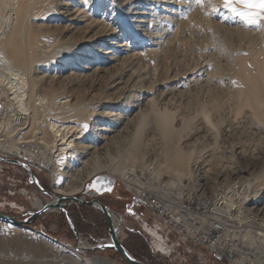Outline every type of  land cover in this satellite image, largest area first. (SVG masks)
<instances>
[{
  "label": "bare ground",
  "instance_id": "6f19581e",
  "mask_svg": "<svg viewBox=\"0 0 264 264\" xmlns=\"http://www.w3.org/2000/svg\"><path fill=\"white\" fill-rule=\"evenodd\" d=\"M235 6L242 9L241 5ZM1 11L5 16L0 17V107L6 113L0 120V153L20 157L18 162L28 169L36 163L50 172L53 197L47 203L80 195L98 176L116 177L139 195L153 190L161 181L174 191L187 184L205 187V160L194 163L197 169L189 177L190 154L172 160L156 153L146 161V156L132 152L138 136L152 124L177 135L193 121L196 129L192 136L215 133L213 108L207 101L194 108L192 120L178 118L181 110L174 101L179 95L192 94V89L202 91L214 84L226 95L235 92V108L253 106L256 112L247 111L245 119L256 132H264L263 123L255 120L264 116L263 47L260 50L258 46L260 51L252 56L251 68L242 67L243 58L239 62L232 55L241 65L237 67L242 76L236 77H240L243 89L224 75H211L210 57H199L196 66L183 70L171 58L172 53L184 50L192 33H208V25L212 24L208 21L228 26L238 23L252 30L249 35L260 34L258 29L264 21L259 26H245L223 7V0H202L199 4L196 0H0V15ZM196 12L204 20L191 25ZM105 77L110 83L103 91L99 81ZM51 81L55 85H50ZM64 81L68 86L63 90ZM81 85H87L82 97ZM188 103L189 98L185 105ZM128 133L135 139L116 159L103 165L98 159L90 160L115 136ZM225 175L211 189L212 213H264V157L250 171L229 169ZM30 203L35 210L45 205L37 198ZM110 219L118 234L123 220L115 214H110ZM144 226L155 250L170 252L157 232ZM8 231L21 230L10 227ZM38 237L56 249L61 264H113L101 257L82 260L74 251ZM252 240L249 238V242ZM105 243L110 239L98 244ZM78 247L82 250L91 246L79 242Z\"/></svg>",
  "mask_w": 264,
  "mask_h": 264
},
{
  "label": "rangeland",
  "instance_id": "374dc122",
  "mask_svg": "<svg viewBox=\"0 0 264 264\" xmlns=\"http://www.w3.org/2000/svg\"><path fill=\"white\" fill-rule=\"evenodd\" d=\"M198 6L199 5L196 7L198 8ZM36 12L37 15L42 14L39 11ZM36 12L34 13L35 15ZM2 13L3 11H1L0 17L3 18V16H5V11L3 14ZM193 17L195 18V21L194 18H192L190 21L191 25L199 22L202 23L204 20L198 18L197 12ZM205 21L207 22L208 19L205 18ZM208 22V24L212 23L211 25H208L211 29H209L208 33L202 34L203 36L201 34L194 36L192 33L189 43L186 45L184 50L177 54L172 53L171 58L174 59V65L178 69H188V67L192 68L191 66L194 64V66H196L201 59L205 58V56L210 57L209 61L211 63H209L211 67L209 69V73L212 72L211 75L215 76L216 74L217 77L224 75L225 78L231 79L234 83L236 82L235 84L243 89V83L239 82L241 81L239 79L240 77L237 78L238 75L241 74L239 71V67H241V65L239 64H243L242 67L246 66L247 68H251L252 65L250 60L252 56L255 55L256 52L262 50L261 47L264 49V26H262V29L261 27L258 29V31H261H259V33L263 34L262 36L258 33L256 36L250 33V36L249 32L252 30L250 31L249 28H244L243 25L240 26L238 23L236 24L231 22L228 26V24L221 25L218 23L215 24L211 21ZM203 24L206 23L204 22ZM2 25V22H0V27ZM233 27H235L236 30ZM255 31L257 32V30ZM252 35L255 37V40ZM259 41L262 42L263 45ZM258 46H260V50L258 49ZM249 49L251 50L249 51ZM245 54H247V57ZM232 55L237 57V59ZM234 58L238 61L242 59L243 62L239 61V63L237 61L236 63ZM247 59H249V61ZM247 61L248 63H246ZM213 62H215L214 65L212 64ZM237 65H239V67H237ZM221 70L224 73H222ZM233 71L236 74H234ZM237 71L239 72L237 73ZM26 74L27 76L30 75L29 71ZM231 76L235 81H233ZM109 83L110 80L108 77L101 79L99 81V89L105 91L109 86ZM53 84L55 85V83L51 81L50 85ZM61 84V88L63 90L68 86L66 81ZM209 86V88L202 91L192 89V94L189 93L188 95H179L174 101V106L181 110V116L178 118L186 121L192 120L195 113L194 108H196L197 105L205 101L209 102L208 104L213 108L212 116L216 121V131L214 134L192 136L191 134L196 129L193 121L191 122V126L184 130L185 132L183 131L177 135H171L168 131H166V129L162 128L160 124H152L143 131V134L141 133L142 135L140 134L138 136L136 149L132 151L133 153L138 152L137 154L146 156V161L149 158L153 159V156L156 153H160L162 157L164 156L165 158H170L172 160H181L184 155L187 156L190 154V156H187L191 162V175L189 177L194 176V170L197 169V167L194 166L195 162H201V160L207 161L208 170L206 173L207 178L205 180L206 183L204 189L208 200L204 203L205 206L210 203L209 195L211 194V189L214 188V183L223 180L226 176L225 173H227L229 169L250 171L264 157V132L262 134L256 132L252 128V124L249 120L245 119V113L247 111L256 112L254 107L249 105H244V107L242 105V108L240 105V107L235 108L236 103H233L236 102L235 92L226 95V91H224L221 87L219 88V85L209 84ZM80 87L79 96L82 97L87 91V85H81ZM188 98L189 103L185 105V101H187ZM221 101H223L224 104ZM228 108L230 110H228ZM235 109L238 112L235 111ZM228 113H230L231 116H228ZM259 114L260 113H257L256 115L258 116ZM257 118L255 120L260 121V124L263 123L262 125L264 126V116H260L261 119ZM156 126L158 127V130H155L154 128ZM134 139L135 137H132L131 133L121 134L119 137L115 136L113 140L109 141L110 143L108 142L104 148L96 150L91 156L93 158H90V160L92 159L93 161L94 159H98L100 160L98 162H101L100 164H106L109 159H116L119 153H123L122 151L129 148V145ZM90 160L88 163L89 166L91 165ZM1 164L2 163L0 162L1 214L22 220L27 216V214H29V212L36 211L30 203L34 198L39 199L42 204H46L49 200H51L53 193L49 174L50 172H48V170H45L42 167L40 168L36 163L33 168L29 167L32 174L37 179L40 187L49 192V196L42 193L30 183L27 173L22 168L20 169H22L23 172H20V170L14 167L16 165H13L12 167L10 165L4 166ZM114 179L115 188L124 198V201H117V204L113 207V211H111L123 220L117 234V238L121 244L134 259L140 262L146 264H177L176 262L169 261V259L165 257L164 253L166 252L161 253L160 251L155 250L152 246V239L147 233L144 225H147L156 231L157 235L160 236L167 247L168 245L170 246L171 243H178L177 235L169 232L168 229L159 223L158 220H156L143 205L138 204L135 200L133 201L136 203V206H133L132 208L130 206L127 207V204L131 201L132 195L124 189L123 184L118 178L115 177ZM22 191H25V194ZM74 197L79 200L81 197H85L82 202H89L92 200L91 198L89 200L85 191H82L80 195ZM93 199L97 200L96 198ZM99 202L102 203L101 201ZM68 203L74 202H64V205H67ZM78 214L79 216L83 215L87 218L86 220L84 219L81 221L78 219L77 222H74L71 218L75 229L80 235L81 242L87 244L88 246H94L109 238L107 232V221L102 213ZM10 227L18 228V230L21 231L17 233L12 231L11 233L8 231L10 230ZM38 236L44 237L68 250L74 251L82 260H88L92 257H101L111 261L113 264H128L122 256L112 250L76 251V239L69 229L64 215L59 211L43 214L37 218L33 224L26 227H15L9 224L0 223V264H61L59 260L60 256L56 249L50 246L45 240L40 239ZM175 252L179 253L182 257H185L184 264H199V259L203 256L205 257L201 264H225L224 262L215 259L212 255L208 254L204 251V249L199 247H189L186 244L179 243Z\"/></svg>",
  "mask_w": 264,
  "mask_h": 264
},
{
  "label": "built area",
  "instance_id": "2783aa9c",
  "mask_svg": "<svg viewBox=\"0 0 264 264\" xmlns=\"http://www.w3.org/2000/svg\"><path fill=\"white\" fill-rule=\"evenodd\" d=\"M5 113L0 107V120ZM8 114L17 117L12 112ZM2 140L0 133V143ZM0 158L21 162L20 157H8L2 153ZM1 165L13 167L10 163ZM14 167L23 172L20 167ZM30 167L33 168L34 164ZM123 186L133 200L143 205L169 232L177 235L178 243L168 245L170 252L164 253L169 261L184 264L185 257L175 252L182 243L202 248L225 264H264V242L261 243L264 239V213H212L211 199L209 205L205 206L207 194L204 187L198 184H187L174 191L169 184L161 181L153 190L141 195ZM84 198L81 197V202ZM249 238L253 239L252 242H249ZM204 257L199 259V264Z\"/></svg>",
  "mask_w": 264,
  "mask_h": 264
},
{
  "label": "water",
  "instance_id": "95a60500",
  "mask_svg": "<svg viewBox=\"0 0 264 264\" xmlns=\"http://www.w3.org/2000/svg\"><path fill=\"white\" fill-rule=\"evenodd\" d=\"M0 162L1 163H10V164H13V165H16V166L22 168L27 173L29 180H30V183L32 185H34L42 193L49 196V192L43 190L40 187L37 179L32 174L31 170L26 168V166L23 163H20L18 161H8V160H3V159H0ZM113 186H114V180L112 178H110L108 176H98V177L94 178L90 182V184L85 188V194H87L88 197H90L92 199L89 202H81L76 197L58 198L55 202H50V203L45 204L39 210L29 212V214H27V216L24 217V219H22V220H19L15 217H10V216H7V215L0 213V223L9 224V225L15 226V227H26L28 225L33 224L37 218H39L40 216H42L43 214H46L47 212H49L51 210L59 211L64 215L66 222L68 224V227L76 239V243H77L76 248H75L76 251H80L81 249H79V247H78V243L81 242L80 235L77 232V230L75 229V226L73 225V222L71 220V217H70L68 211L65 210V208H64V206H65L64 202H74L77 204H86V205L93 206V207L99 209L102 212V214L105 216L106 221H107V226H108L107 232H108V236L110 239V243L96 244L94 246H91L90 248H86V249H82V250H86V251L112 250V251L118 253L120 256H122L127 261L128 264H146V263H143V262H140V261L134 259L127 252V250L124 248V246L121 244V242L117 238V230L113 227V224L111 222L110 214H113V213L106 206L101 204L99 201L93 199L97 195L103 194L105 192H111Z\"/></svg>",
  "mask_w": 264,
  "mask_h": 264
},
{
  "label": "snow or ice",
  "instance_id": "6c2138e0",
  "mask_svg": "<svg viewBox=\"0 0 264 264\" xmlns=\"http://www.w3.org/2000/svg\"><path fill=\"white\" fill-rule=\"evenodd\" d=\"M196 2L199 4L202 0ZM235 5H241L242 9ZM223 7L239 17L245 26H259L260 22L264 21V0H223Z\"/></svg>",
  "mask_w": 264,
  "mask_h": 264
},
{
  "label": "crops",
  "instance_id": "0c3cea01",
  "mask_svg": "<svg viewBox=\"0 0 264 264\" xmlns=\"http://www.w3.org/2000/svg\"><path fill=\"white\" fill-rule=\"evenodd\" d=\"M96 199L101 201L103 205L106 206L110 211H113V207L115 204H117V201H124L123 196L120 195V193L117 191L115 186H113L110 193H104L102 195H99L98 197L96 196ZM128 206H130L131 208L133 206H136V203L133 201L132 198L130 203L127 204V207ZM65 209L68 211V213H70L71 218L73 219L74 222H77L78 219L79 221L87 219L83 215L79 216L78 213H102L99 209L93 206H89L86 204H77V203H68L67 205H65ZM49 213H54V211H51Z\"/></svg>",
  "mask_w": 264,
  "mask_h": 264
},
{
  "label": "flooded vegetation",
  "instance_id": "af4514ba",
  "mask_svg": "<svg viewBox=\"0 0 264 264\" xmlns=\"http://www.w3.org/2000/svg\"><path fill=\"white\" fill-rule=\"evenodd\" d=\"M105 193H110V192H105ZM104 194V193H103ZM100 195H102V194H100ZM99 195H97V197H98ZM96 198V197H95ZM89 199H90V197H89Z\"/></svg>",
  "mask_w": 264,
  "mask_h": 264
},
{
  "label": "trees",
  "instance_id": "16d2710c",
  "mask_svg": "<svg viewBox=\"0 0 264 264\" xmlns=\"http://www.w3.org/2000/svg\"><path fill=\"white\" fill-rule=\"evenodd\" d=\"M154 264V263H153Z\"/></svg>",
  "mask_w": 264,
  "mask_h": 264
}]
</instances>
